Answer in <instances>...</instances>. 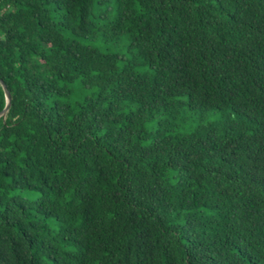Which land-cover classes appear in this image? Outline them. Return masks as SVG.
<instances>
[{"label": "trees", "instance_id": "trees-1", "mask_svg": "<svg viewBox=\"0 0 264 264\" xmlns=\"http://www.w3.org/2000/svg\"><path fill=\"white\" fill-rule=\"evenodd\" d=\"M1 81L0 264H264V0H0Z\"/></svg>", "mask_w": 264, "mask_h": 264}, {"label": "water", "instance_id": "water-1", "mask_svg": "<svg viewBox=\"0 0 264 264\" xmlns=\"http://www.w3.org/2000/svg\"><path fill=\"white\" fill-rule=\"evenodd\" d=\"M0 83H1V85H2V87H3V89H4V91H5V95H6V99H7V103H8V104H7V107L4 109V111L0 113V118H1V117L6 118L7 113H8V109H9V106H10V100H11V97H10V93H9V91H8L7 86H6L2 81H1Z\"/></svg>", "mask_w": 264, "mask_h": 264}, {"label": "rangeland", "instance_id": "rangeland-1", "mask_svg": "<svg viewBox=\"0 0 264 264\" xmlns=\"http://www.w3.org/2000/svg\"><path fill=\"white\" fill-rule=\"evenodd\" d=\"M122 42V41H121ZM109 50H117V47H110L109 48ZM117 54H119V55H125V50H124V48H120V50L119 51H115Z\"/></svg>", "mask_w": 264, "mask_h": 264}]
</instances>
